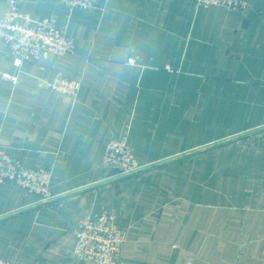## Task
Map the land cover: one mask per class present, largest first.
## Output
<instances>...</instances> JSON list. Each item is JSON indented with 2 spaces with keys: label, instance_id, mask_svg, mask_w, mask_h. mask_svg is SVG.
<instances>
[{
  "label": "crops",
  "instance_id": "crops-1",
  "mask_svg": "<svg viewBox=\"0 0 264 264\" xmlns=\"http://www.w3.org/2000/svg\"><path fill=\"white\" fill-rule=\"evenodd\" d=\"M102 1L17 0L56 17L76 51L24 63L15 85L0 38V146L49 168L60 196L0 186V257L97 264L73 254L75 230L105 210L125 235L118 264H264V0ZM60 78L78 94L48 86ZM113 139L149 167L108 182Z\"/></svg>",
  "mask_w": 264,
  "mask_h": 264
},
{
  "label": "built area",
  "instance_id": "built-area-1",
  "mask_svg": "<svg viewBox=\"0 0 264 264\" xmlns=\"http://www.w3.org/2000/svg\"><path fill=\"white\" fill-rule=\"evenodd\" d=\"M71 8H105L102 0H64ZM196 8L222 6L230 9L244 7L242 0H191ZM0 38L13 57L17 73H6L5 78L14 85L19 82V72L24 63L38 61L48 55L75 53L73 39L58 26L54 16L34 17L18 9L17 0H9L0 16ZM52 89L69 96H76L81 83L69 78H60L48 84ZM104 167L109 171L110 181L131 178L148 165L140 164L126 140L113 139L108 143ZM52 171L44 167H28L7 149L0 146V186L17 185L28 193L38 194L41 203H49L60 196L51 193L49 186ZM125 235L117 216L108 211L87 214L75 230L73 254L97 264H118ZM0 264H16L0 257Z\"/></svg>",
  "mask_w": 264,
  "mask_h": 264
}]
</instances>
